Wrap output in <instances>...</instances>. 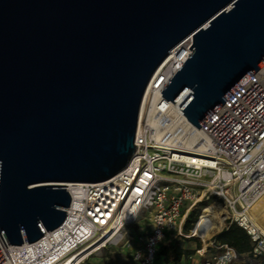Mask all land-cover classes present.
Here are the masks:
<instances>
[{
  "label": "water",
  "instance_id": "water-1",
  "mask_svg": "<svg viewBox=\"0 0 264 264\" xmlns=\"http://www.w3.org/2000/svg\"><path fill=\"white\" fill-rule=\"evenodd\" d=\"M191 54L162 88L201 127L264 64V0H0V235L41 238L135 151L146 88L168 53Z\"/></svg>",
  "mask_w": 264,
  "mask_h": 264
},
{
  "label": "built area",
  "instance_id": "built-area-1",
  "mask_svg": "<svg viewBox=\"0 0 264 264\" xmlns=\"http://www.w3.org/2000/svg\"><path fill=\"white\" fill-rule=\"evenodd\" d=\"M183 97L164 98L169 105L149 101L146 114L139 112L135 151L118 173L66 185L71 203L58 227L36 241L7 246L0 235V264H86L101 249L129 245L128 226L140 220L145 224L132 254L138 264H160L158 251L169 234L200 241V260L178 264H232L244 250L233 246L226 227L211 226L206 237L187 234L203 207L215 202L229 211L230 228L242 232L236 235L248 237L249 259L264 258V228L251 212L264 195V64L199 128L179 110ZM204 202L185 232L188 215ZM124 227L123 243L117 236Z\"/></svg>",
  "mask_w": 264,
  "mask_h": 264
},
{
  "label": "bare ground",
  "instance_id": "bare-ground-1",
  "mask_svg": "<svg viewBox=\"0 0 264 264\" xmlns=\"http://www.w3.org/2000/svg\"><path fill=\"white\" fill-rule=\"evenodd\" d=\"M192 38L189 37L185 42H181L177 46H175L165 57V59L160 63L158 68L156 69L152 79L150 80L146 91L143 96V100L141 103V108H140V113L141 116L143 117L147 110L149 109L148 107V102L157 103L158 100L160 102H164L163 105H169V101L164 99V97L161 96L160 93V88L164 85V83L169 79V77L179 68L180 64L191 54L192 50L189 48L190 43H191ZM158 81V88H155V83ZM66 184H71V182L66 183ZM205 209V208H203ZM224 209V210H223ZM223 209L219 206H212L208 209L205 210V212H208L211 216V219H213V214L218 213L219 215L224 213L226 214V220L227 223L225 224V227L229 224H231V218H230V213L229 211L223 206ZM251 212L254 215L255 220L264 228V195L259 198V200L253 205ZM217 218V217H216ZM219 219V218H217ZM221 219V218H220ZM212 226L215 225V221L212 222ZM210 225H206L204 227V232L203 235L205 237L208 235V227ZM221 226V225H220ZM127 232L128 228L124 227L121 229L119 232V235L117 236V239L119 242H125L127 239ZM198 235V234H197ZM94 246V245H93ZM93 246L89 247L90 250L93 248ZM86 250V251H87ZM86 251L81 253L80 255H77L75 257L76 261L83 255ZM103 253V250H99L95 253V255H101Z\"/></svg>",
  "mask_w": 264,
  "mask_h": 264
},
{
  "label": "rangeland",
  "instance_id": "rangeland-1",
  "mask_svg": "<svg viewBox=\"0 0 264 264\" xmlns=\"http://www.w3.org/2000/svg\"><path fill=\"white\" fill-rule=\"evenodd\" d=\"M204 204H206V202H204V203H200L193 211H194V215H198L199 213H200V211H201V207L204 205ZM212 206H219V207H221L222 209H223V206L221 205V204H219V203H213L212 205H206V206H204L203 208H205V209H203V214H202V216H201V218H200V222L197 224V226L196 227H194V228H192V230L190 231V234L191 235H195V236H204L205 237V235H203V232H204V227L206 226V225H210L209 227H208V229L212 226L211 224H212V222L213 221H215L214 219H211V216H210V214L208 213V212H205V210L206 209H208V208H210V207H212ZM224 210V209H223ZM214 216V218H219V219H217L216 218V221H215V225L214 226H224L225 227V224L227 223V220H226V214L224 213V211L222 212V214H218V213H214L213 214ZM221 218V219H220ZM143 224H145V222L144 221H138V222H136V223H133V224H131V225H129L128 227H129V230H130V235H131V239H132V244L130 245V246H133L135 243H136V241H138L139 239H138V237H139V233H140V231H139V227L140 226H142ZM213 226V227H214ZM207 229V230H208ZM198 234V235H197ZM230 237V236H229ZM233 239V238H232ZM180 240H182V239H180ZM234 240V239H233ZM184 242V244L186 243V242H195V240H193V239H185V240H183ZM198 241V240H197ZM199 243H200V241H198ZM131 243V242H130ZM134 243V244H133ZM232 244H233V246H237L236 244H235V242L234 241H232L231 242ZM130 246H125V248L124 247H121V246H116V245H112V248H111V250L114 252V254H119V255H121L122 253L123 254H125V255H127V256H129L130 258H131V254H132V248L130 247ZM130 247V248H129ZM246 259H249V257H248V255H246L244 252H241V253H238V255H237V258L235 259L236 261H238V262H243V261H245ZM250 260V259H249ZM161 263L160 264H164L163 263V261L162 260H159ZM251 262H252V264H260V263H262V264H264V258H259L258 260H250ZM259 261V262H258Z\"/></svg>",
  "mask_w": 264,
  "mask_h": 264
},
{
  "label": "trees",
  "instance_id": "trees-1",
  "mask_svg": "<svg viewBox=\"0 0 264 264\" xmlns=\"http://www.w3.org/2000/svg\"><path fill=\"white\" fill-rule=\"evenodd\" d=\"M197 217L198 215H194V211L190 212V214L188 215L184 223L185 232L190 231ZM226 228L229 232L230 237L234 239L233 241L235 242V244L238 247L242 248L246 254L252 256L251 255V243L248 237L245 234H242L243 236L236 235L235 231H238L240 233L242 232L238 230L237 228L236 229L230 228V224L227 225ZM187 234H190V233H187ZM183 240L185 239H182V240L175 239L170 245H162L159 248L157 259L165 261L168 264H178L181 261L182 255H183V247H184ZM241 252L242 251L239 250V253ZM232 264H252V262L249 259H246L243 262H238L235 260Z\"/></svg>",
  "mask_w": 264,
  "mask_h": 264
},
{
  "label": "crops",
  "instance_id": "crops-1",
  "mask_svg": "<svg viewBox=\"0 0 264 264\" xmlns=\"http://www.w3.org/2000/svg\"><path fill=\"white\" fill-rule=\"evenodd\" d=\"M150 226V223H147V227ZM146 229V228H145ZM175 239H182L178 238L174 234H169L167 239L162 243V245H170ZM132 244L131 243L128 246ZM134 244V243H133ZM139 242L136 241V243L133 246H130L132 248V254L136 247L138 246ZM199 242H186L183 247V256L182 261L189 262L191 260H200V257L195 253V248L199 245ZM161 245V246H162ZM119 247V246H118ZM124 247L125 246H121ZM129 247V248H130ZM112 246L109 248L103 250V253L101 255H92L90 258L86 261V264H138L131 254V258L125 254H114V252L111 250ZM192 255V256H190ZM161 263V262H160ZM164 264H168L165 261H163Z\"/></svg>",
  "mask_w": 264,
  "mask_h": 264
},
{
  "label": "clouds",
  "instance_id": "clouds-1",
  "mask_svg": "<svg viewBox=\"0 0 264 264\" xmlns=\"http://www.w3.org/2000/svg\"><path fill=\"white\" fill-rule=\"evenodd\" d=\"M158 238L162 239V235L158 234Z\"/></svg>",
  "mask_w": 264,
  "mask_h": 264
}]
</instances>
